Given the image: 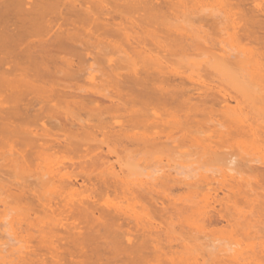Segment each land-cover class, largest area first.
Returning <instances> with one entry per match:
<instances>
[{
    "label": "bare ground",
    "instance_id": "6f19581e",
    "mask_svg": "<svg viewBox=\"0 0 264 264\" xmlns=\"http://www.w3.org/2000/svg\"><path fill=\"white\" fill-rule=\"evenodd\" d=\"M0 145V264H264V0H0Z\"/></svg>",
    "mask_w": 264,
    "mask_h": 264
},
{
    "label": "rangeland",
    "instance_id": "374dc122",
    "mask_svg": "<svg viewBox=\"0 0 264 264\" xmlns=\"http://www.w3.org/2000/svg\"><path fill=\"white\" fill-rule=\"evenodd\" d=\"M183 68H185V67H183ZM182 68V70H183V74L185 73V75H187V74H189V71L187 70L188 68H185V69H183ZM214 75V77H217V76H215V74H213ZM211 79H213V78H211ZM215 79V78H214ZM213 79V80H214ZM215 80H217V79H215ZM214 80V81H215ZM233 103V102H232ZM211 124V123H210ZM209 124V125H210ZM207 134V132H205V135ZM203 135V134H202ZM187 145V144H186ZM1 146V145H0ZM2 147V146H1ZM2 148H4V147H2ZM1 148V149H2ZM6 148V147H5ZM17 148V147H16ZM19 148V147H18ZM4 150V149H3ZM176 157V156H175ZM190 157H192V156H190ZM189 157V158H190ZM194 157V156H193ZM56 164H57V166H58V168L59 167H61V166H63V170L62 171H64V168H65V166L66 167H68V166H71V165H69L70 164V162L72 163V162H74V161H76V160H74L75 159V157H74V155L72 154V155H70V154H57V156H56ZM163 158V157H162ZM161 158V159H162ZM165 158V157H164ZM162 159L161 161H160V164L158 163H156L157 161H156V159L155 158H153V157H151L148 161L149 162H146L147 164L145 165V166H143V168H138V171H139V174L137 175H135V174H131V178H130V180L133 182V180H134V182H133V184L135 183L136 184V182L137 183H139L140 182V180H142L143 182H148V179L149 178H147V176H146V174L148 173L149 175H150V177H151V175L153 176V175H157V174H159L160 173V170H162L163 168V170L162 171H164L165 172V170H166V172H168V173H170L171 174V176L173 175H176L177 173L178 174H181V175H179L178 177H181L180 179L181 180H183V179H186V178H188V179H186V181H189L190 183H195L194 182V180L196 181V179H198V180H200L198 177L200 176V175H202V176H207L208 178L207 179H211V177H214V178H218L219 177V172H218V168H210V167H207V168H198L196 165L194 166V162H197L198 160H195V161H191L190 159L189 160H186L185 159V157L183 158V156H180V157H178V158H172V160H170L169 158V162H166V158L165 159ZM111 160V162H115V158L114 157H111L110 158ZM154 159V160H153ZM53 160V159H52ZM73 160V161H72ZM114 160V161H113ZM2 162V161H1ZM162 162V163H161ZM194 163V164H192L193 166H190L189 167V165H190V163ZM3 163V162H2ZM198 163V165L200 164L201 166H203L201 163H199V162H197ZM114 169L117 171L118 170V168H117V165L116 164H114ZM188 166V167H187ZM201 166H199V167H201ZM163 167V168H162ZM184 167V168H183ZM204 167H205V165H204ZM71 169V167H69V168H65V171L66 170H69L70 172L73 170H70ZM216 169H218V170H216ZM136 170V169H135ZM67 172V171H66ZM181 172V173H180ZM147 174V175H148ZM135 175V176H134ZM177 176V175H176ZM6 177V176H5ZM1 178H4V177H2L1 176ZM7 178H8V176H7ZM5 179V178H4ZM190 179V180H189ZM197 180V183L199 182ZM192 181V182H191ZM214 182V181H213ZM213 182H212V184L210 185V187L211 188H213L214 186H215V184H213ZM137 185V184H136ZM79 185H77V187H78ZM133 186V185H132ZM135 186V185H134ZM133 186V187H134ZM209 186H208V188H210ZM179 188V187H178ZM178 188H172V190L169 192V196H168V200L169 199H173V201L174 200H176L179 204H180V201H185V199H187L185 202H187L188 200H189V197L187 198L186 197V195H187V189L183 186V187H180V189H178ZM207 188V187H206ZM78 189H80V187H78ZM134 189V188H133ZM80 190H82V189H80ZM136 190V189H135ZM202 191V190H201ZM200 191V192H201ZM204 192H206L205 191V188H204ZM199 193V192H198ZM201 193H203V191L201 192ZM200 193V194H201ZM219 196H220V194H218ZM112 195L110 194V196H108L107 198H108V201L110 200H112L113 198L111 197ZM189 196H190V194H189ZM192 194H191V197H190V200L191 199H195V200H199V198H192ZM186 197V198H185ZM106 198V197H105ZM105 198H103V199H105ZM161 198L162 197H160V199L159 200H161ZM185 198V199H184ZM102 199V200H103ZM101 200V199H100ZM99 200V201H100ZM101 200V201H102ZM114 200V203H116L118 200V203H120L121 205H125V203L123 202V200H120V199H113ZM116 200V201H115ZM162 200H163V198H162ZM167 200V201H168ZM162 202H164V203H166V201H165V199L162 201ZM176 202V203H177ZM113 203V202H112ZM177 203V204H178ZM187 203H189V201L187 202ZM186 203V204H187ZM181 205H183V204H181ZM185 205V204H184ZM135 206H137V205H135ZM178 206H180V205H178ZM136 208V207H135ZM136 209H138V208H136ZM0 210H2V206L0 205ZM1 212V211H0ZM188 215H189V219H193L192 217H193V214L191 213V212H188L187 213ZM5 223V222H4ZM2 224H0V227H2L1 226ZM3 227H5L6 228V226H4V224H3ZM2 227V228H3ZM2 228H0V229H2ZM4 228V229H5ZM2 231H4L3 229L2 230H0V233L2 232ZM3 234H5V231H4V233L2 232V234H0L1 235V237H0V242H6V244L7 243H9V244H11L12 245V238H10V237H7L6 235H7V233H6V235H4V236H2ZM9 236V235H8ZM2 238V239H1ZM11 239V241H10V239ZM225 241H226V239H224ZM9 241V242H8ZM218 242H219V240H217ZM216 241V243H218ZM222 240H220V242H221ZM228 241V240H227ZM226 241V242H227ZM244 242V241H243ZM252 242V241H251ZM254 242V241H253ZM252 242V243H253ZM16 242H14L13 241V246H14V244H15ZM215 243V242H214ZM213 243V244H214ZM216 243H215V245H216ZM225 243V242H224ZM251 243V244H252ZM8 244V245H9ZM223 244V243H222ZM225 244H230L229 243V241H228V243H225ZM8 245H6V246H8ZM17 245V243L15 244V246ZM220 245V244H219ZM219 245H217V246H219ZM240 245H244V243L242 244V242H241V244ZM248 245V244H247ZM19 246V245H18ZM229 246V245H228ZM246 246V245H245ZM245 246H243V247H245ZM11 247V246H10ZM224 247H226V248H228L227 246H225L224 245ZM223 247V249H226V248H224ZM14 248V247H13ZM217 248V247H216ZM240 248H242L241 246H240ZM220 249V247L219 248H217V250H219ZM215 251H216V249H215ZM217 252V251H216Z\"/></svg>",
    "mask_w": 264,
    "mask_h": 264
}]
</instances>
